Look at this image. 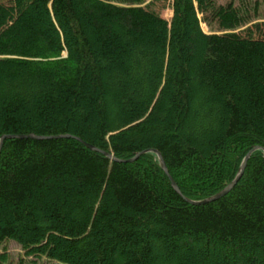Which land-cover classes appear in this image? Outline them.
<instances>
[{
  "label": "trees",
  "instance_id": "16d2710c",
  "mask_svg": "<svg viewBox=\"0 0 264 264\" xmlns=\"http://www.w3.org/2000/svg\"><path fill=\"white\" fill-rule=\"evenodd\" d=\"M167 1L0 0V264H264L262 150L186 200L264 148V0Z\"/></svg>",
  "mask_w": 264,
  "mask_h": 264
},
{
  "label": "water",
  "instance_id": "95a60500",
  "mask_svg": "<svg viewBox=\"0 0 264 264\" xmlns=\"http://www.w3.org/2000/svg\"><path fill=\"white\" fill-rule=\"evenodd\" d=\"M31 137H34L33 135H30ZM10 137H13L11 135L9 136H1L0 137V147H1V144H2V141L4 138H10ZM56 137H71L69 135H59V136H56ZM77 140H79L85 147L89 148L90 150L92 151H95V152H99L101 154H103L104 156H106L107 158H109L110 160L112 161H118V162H132L134 161L135 159H137L140 155L144 154V153H148V152H152L156 155L157 157V160L159 162V165L161 167V169L163 170V172L167 175L168 179H169V182L171 184V186L173 187V189L179 193V189L177 187V184L175 183V181L171 178V176L169 175L168 171H167V168L165 166V163H164V160L161 156V154L156 150V149H145V150H142V151H139V152H136L135 155L129 159H120V158H116L114 157L110 152L108 151H105V150H102V149H99L91 144H88L86 143L85 141L77 138V137H73ZM256 150H262L263 152V156H264V148L260 147V146H254L253 148H251L245 155L244 157L242 158V161L240 163V166L237 170V173L235 174L234 178L231 180V182L229 184H227L222 190H220L219 192H217L216 194L214 195H211L207 198H204L202 200H189L186 198V200L192 204H204V203H208V202H211V201H214L220 197H222L223 195H225L226 193H228L232 188L233 186L237 183V181L240 179V177L242 176V173L244 171V168H245V165H246V162L247 160L249 159L250 155L256 151Z\"/></svg>",
  "mask_w": 264,
  "mask_h": 264
},
{
  "label": "rangeland",
  "instance_id": "374dc122",
  "mask_svg": "<svg viewBox=\"0 0 264 264\" xmlns=\"http://www.w3.org/2000/svg\"><path fill=\"white\" fill-rule=\"evenodd\" d=\"M216 2H218V3H221V4H223V3H225V2H227L228 0H215ZM169 2V0L167 1V3ZM168 5V4H167ZM261 14L262 15H264V10L261 12ZM162 16L165 18V19H167V20H170L171 19V17H172V10H171V8H169L168 6H167V8H165L163 11H162ZM262 22H264V20L262 21ZM201 28H202V30L204 31V32H208V28H207V26L204 24V23H201ZM63 56H64V54H62ZM3 82H0V92H1V90L3 91V90H9L10 92H11V90L9 89V88H6L5 86H3V87H1L3 84H2ZM24 91V90H23ZM26 91V90H25ZM33 92V90H30V93H32ZM12 94H18V95H21L22 94V90H20V88L19 89H13V93ZM189 120V119H188ZM190 121V120H189ZM208 124H210L211 125V123L210 122H207ZM192 124V123H191ZM210 125H207L206 124V122L205 121H201V122H196L195 124H193V125H191L190 126V129L192 130V131H194V132H196L197 133V135H198V133H199V130L201 129V131L202 130H204V129H207L208 127L207 126H209V127H211ZM187 126H185L182 130H178L177 131V135H181V133L183 132H185V131H187ZM155 134H154V132H150L149 134H146V138L148 139V138H150V137H152V136H154ZM199 136V135H198ZM199 138H201V137H199ZM203 139V138H202ZM201 139V140H202ZM136 141V143H139V142H141V139L139 140H135ZM211 162L212 163H216L215 162V160L214 159H212L211 160ZM186 168L187 169H189V167L188 166H186ZM186 169V170H187ZM179 177H181L183 180H185L187 183L188 182H192L193 181V177L187 172V171H183V172H178V174H177ZM53 235L56 237V238H59V239H65V237H62L60 234H58V233H53ZM3 248H5L6 249V253L8 254V257L11 259V260H16L17 258H19V256H23L24 255V250L21 248V246L16 242V241H14V240H9V241H7V242H5L4 244H2L1 246H0V251L1 250H3ZM27 258H29V257H27ZM30 258H32L33 259V257H30ZM36 262L38 263V264H64V263H61V262H57V261H51V262H49L48 260H46L45 258H39V259H36Z\"/></svg>",
  "mask_w": 264,
  "mask_h": 264
}]
</instances>
